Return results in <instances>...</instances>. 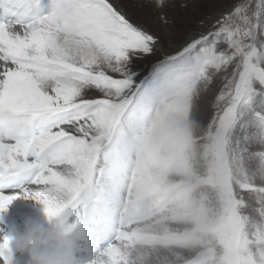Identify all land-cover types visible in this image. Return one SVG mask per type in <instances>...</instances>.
Instances as JSON below:
<instances>
[{
  "label": "snow or ice",
  "instance_id": "1",
  "mask_svg": "<svg viewBox=\"0 0 264 264\" xmlns=\"http://www.w3.org/2000/svg\"><path fill=\"white\" fill-rule=\"evenodd\" d=\"M145 6L0 0V212L36 201L77 264H264V0Z\"/></svg>",
  "mask_w": 264,
  "mask_h": 264
},
{
  "label": "clouds",
  "instance_id": "2",
  "mask_svg": "<svg viewBox=\"0 0 264 264\" xmlns=\"http://www.w3.org/2000/svg\"><path fill=\"white\" fill-rule=\"evenodd\" d=\"M15 119L7 113L0 115V129L11 131ZM47 220V219H46ZM17 252L27 255V264H77L67 239L51 225L25 221L21 232H14Z\"/></svg>",
  "mask_w": 264,
  "mask_h": 264
},
{
  "label": "rangeland",
  "instance_id": "3",
  "mask_svg": "<svg viewBox=\"0 0 264 264\" xmlns=\"http://www.w3.org/2000/svg\"><path fill=\"white\" fill-rule=\"evenodd\" d=\"M245 0H196L199 11H219L220 5L231 7L233 4L244 3ZM188 3L192 4L193 0H172V9L170 11L174 12L177 18H183L193 11L191 7L181 8V4ZM146 0H124L125 11L128 13L129 17L134 21H147L152 27H159L158 21L154 11L145 6ZM167 51H172V48H166ZM135 65L142 71H147L144 61H135ZM219 87V82L217 83V88ZM213 109L210 104L205 108V117L209 116ZM10 205V204H9ZM8 205V206H9ZM28 205V204H27ZM8 211V210H6Z\"/></svg>",
  "mask_w": 264,
  "mask_h": 264
},
{
  "label": "bare ground",
  "instance_id": "4",
  "mask_svg": "<svg viewBox=\"0 0 264 264\" xmlns=\"http://www.w3.org/2000/svg\"><path fill=\"white\" fill-rule=\"evenodd\" d=\"M6 210L10 213L9 218L12 219L13 224L8 218H5L6 226L3 228V234L11 233L12 237H14V232H21L27 220L40 223L42 226H50L41 210V206L34 200H13Z\"/></svg>",
  "mask_w": 264,
  "mask_h": 264
}]
</instances>
